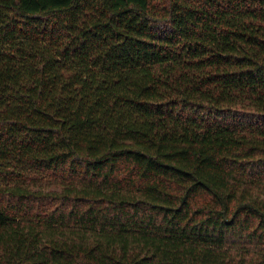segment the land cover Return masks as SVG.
<instances>
[{
    "label": "trees",
    "instance_id": "16d2710c",
    "mask_svg": "<svg viewBox=\"0 0 264 264\" xmlns=\"http://www.w3.org/2000/svg\"><path fill=\"white\" fill-rule=\"evenodd\" d=\"M0 264H264V0H0Z\"/></svg>",
    "mask_w": 264,
    "mask_h": 264
}]
</instances>
